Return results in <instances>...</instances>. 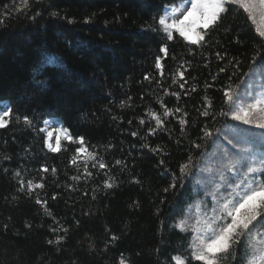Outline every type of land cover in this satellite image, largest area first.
Masks as SVG:
<instances>
[{
	"label": "trees",
	"instance_id": "trees-1",
	"mask_svg": "<svg viewBox=\"0 0 264 264\" xmlns=\"http://www.w3.org/2000/svg\"><path fill=\"white\" fill-rule=\"evenodd\" d=\"M183 2L0 0V101L10 108L0 127V264H119L122 257L126 264H176L177 255L203 264L192 258L193 219L187 231L176 225L190 214L188 205L211 200L197 185L200 169L234 154L229 129L248 127L219 115L228 110L222 89L242 90L245 73L264 70V38L242 9L226 5L199 44L175 31L169 41L159 17ZM48 57L57 62L46 64ZM205 98L214 120L200 114ZM163 106L187 112L184 129L181 113L162 117L156 128L151 113L162 116ZM50 118L57 152L46 145ZM205 125L209 140L199 139ZM189 155L192 175L181 177ZM219 264L234 262L222 255Z\"/></svg>",
	"mask_w": 264,
	"mask_h": 264
},
{
	"label": "snow or ice",
	"instance_id": "snow-or-ice-1",
	"mask_svg": "<svg viewBox=\"0 0 264 264\" xmlns=\"http://www.w3.org/2000/svg\"><path fill=\"white\" fill-rule=\"evenodd\" d=\"M188 4L191 7L186 8V11L181 13L180 19L174 18V14L179 11L178 8L167 10L173 13L171 18L167 14L159 17L158 23L166 33L167 40L171 41L173 39V31H175L184 40L192 44H199L204 40L210 26H214L220 19L221 14L226 11V5H235L242 9L252 24L256 25L255 30L259 36L264 38V0H184V5L187 6ZM53 15L57 14L53 13ZM169 19H171V22H169ZM194 36L196 39L193 38ZM161 51L166 53V47L162 48ZM216 55L221 60L224 59V56L220 53ZM257 56H260V53L253 56V63H255ZM57 59L56 57H48L45 63L54 64ZM261 59L264 60V57H261ZM239 63L240 61L235 60L233 66H238ZM156 67L161 68L159 58H157ZM219 71L226 72V69L220 68ZM254 75L260 77L258 83L255 84L251 81V77ZM178 77L179 80H183L184 71H179ZM245 77L248 79L241 81L239 86L242 90H234L231 85L222 89L228 110L221 109L219 115L223 117L230 116L232 120L241 122L248 127L234 126L229 129L232 133L231 139L228 137H225V139L231 145L234 154L229 156L225 153L221 157L223 162L218 166L209 164L208 167L201 168L200 172H208L209 175L204 180L197 181V183L211 189L205 192V196H211L212 198L210 210L206 209V205V210H200L201 205L205 203L204 201L194 202L197 209V220L191 226L194 235L190 248L192 258L202 261L203 264H219L222 255H230L234 264H240L241 260L243 264H264V179L259 178L264 176V70L257 72L253 69L249 73H245ZM145 79H147V76ZM38 83L42 84L43 81H38ZM176 83H178V80L174 76L173 84ZM179 87L183 89L185 84L180 83ZM192 90L194 91L195 88ZM172 94L176 95L177 98L180 96L179 93ZM204 104L206 106L200 114L214 120L216 114L211 112L212 102L205 98ZM175 113H181L178 117V123L181 129H184L188 124V120L185 119L188 114L179 107L173 110L163 106L162 116L152 112L151 117L155 120L156 128H160L164 124L162 117L166 118ZM9 115L10 108H8V105L0 102V127L7 124L8 121L5 118ZM24 119L25 122H28L27 117ZM53 119L50 118L44 123L50 124ZM140 123L143 124L144 121L141 120ZM155 131L156 129L149 128L150 133L154 134ZM202 132L203 135L199 138L201 140H209L213 136L212 130L207 125L203 127ZM47 135L51 137L52 132H48ZM132 135L135 136L137 133L133 132ZM65 138L69 141L73 139L70 135ZM79 141L80 144L84 143L82 137L79 138ZM47 147L53 152L59 151L60 137L57 136L56 138V147H53L50 143L47 144ZM192 147L199 149L201 144L193 141ZM156 150L153 149V151ZM76 151L82 152L85 149L77 148ZM215 155V153L212 154V156ZM115 163L119 165L121 161L117 160ZM191 163L192 157L189 155L188 160L179 167L181 177L192 175L189 171ZM98 167L99 169H105L107 165L101 162ZM44 170L47 171V169ZM85 172L89 176L92 175L87 169H85ZM173 177L174 180L169 186L170 188H175V174H173ZM20 183L23 185L22 180ZM28 186L29 190L34 187L32 181L28 182ZM35 186L42 188L43 184ZM105 186L112 187L111 183L107 181ZM164 191L167 192L168 189L166 188ZM53 199H55V196H53ZM36 202L38 204L42 203L39 199ZM191 207L192 205H188L189 209ZM187 219L186 215L185 219L180 220L176 227H179L181 231H187ZM60 239L62 237L57 238V243ZM49 243L51 244L52 241H49ZM241 244L244 245V254L238 258L237 246ZM172 259L175 260L176 264H184V260L178 255ZM119 264H126L123 257L120 259Z\"/></svg>",
	"mask_w": 264,
	"mask_h": 264
},
{
	"label": "rangeland",
	"instance_id": "rangeland-1",
	"mask_svg": "<svg viewBox=\"0 0 264 264\" xmlns=\"http://www.w3.org/2000/svg\"><path fill=\"white\" fill-rule=\"evenodd\" d=\"M188 7H191V5L190 4H188L187 6H185L184 5V2L183 3H180V4H178V5H176V6H169V7H167L166 9H165V11H164V13H163V15H168L170 18L171 17H173V13H171V12H168L167 10L168 9H172V8H178L179 9V11L178 12H176L175 14H174V18H176V19H180L181 18V13L182 12H184V11H186V8H188ZM169 22H171V19H169ZM194 39H196V37L194 36L193 37ZM255 77H256V75H254V76H252L251 77V80H253V79H255ZM259 79H260V77H257L256 78V81L255 82H257L258 83V81H259ZM255 84V83H254ZM258 90V89H257ZM49 120V119H48ZM56 125L52 122V123H50V124H45L44 123V130L46 131V145L48 144V143H50V144H52V146L53 147H56L55 146V138H56ZM48 132H52V136L51 137H48V135H47V133ZM48 148V147H47ZM49 149V148H48ZM215 153V152H214ZM216 155L215 156H211V159H213V158H215L218 154H219V152L218 153H215ZM209 164L210 163H208V164H206L203 168H206V167H208L209 166ZM209 175V173L208 172H201V176H200V179H198V181H202V180H204L207 176ZM197 185L201 188V190L203 191V193H204V196H205V192L206 191H210L211 189L209 188V187H206L205 185H203V184H199V183H197ZM208 197V196H207ZM210 198H211V196H209ZM212 199V198H211ZM202 200V199H201ZM203 201V200H202ZM205 205H206V209L207 210H210L211 209V200L209 201V202H205L204 204H202L201 205V211H204V210H206L205 209ZM190 214H188V219H187V221H189V220H192V225H194L195 223H196V220H197V209H196V206L194 205L193 207H191V211L189 212ZM193 216V217H192ZM190 217H192L191 219H190ZM191 225V226H192Z\"/></svg>",
	"mask_w": 264,
	"mask_h": 264
}]
</instances>
